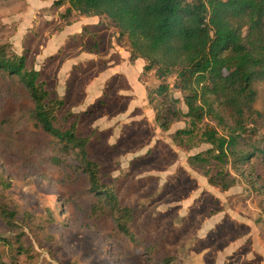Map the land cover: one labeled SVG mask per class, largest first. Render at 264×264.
<instances>
[{
	"label": "rangeland",
	"instance_id": "1",
	"mask_svg": "<svg viewBox=\"0 0 264 264\" xmlns=\"http://www.w3.org/2000/svg\"><path fill=\"white\" fill-rule=\"evenodd\" d=\"M9 33L0 22V45L15 54ZM144 79L146 107L167 120L166 128L151 122L159 125L155 130L141 116L99 126L98 112L74 114L56 96L64 105L54 126L64 131L75 123L99 165L102 189L117 197L114 207L90 190L78 149L37 123L22 79L0 69V253L7 263L165 264L170 258L169 264H264V79L253 82V110L245 112L239 142L259 150L237 170L212 158L191 160L198 152L210 156L199 134L209 120L192 135L176 134L189 120L174 72L158 78L152 69ZM160 84L167 89L159 94ZM214 105L229 125L235 123L234 110ZM3 209L12 215L4 217Z\"/></svg>",
	"mask_w": 264,
	"mask_h": 264
},
{
	"label": "trees",
	"instance_id": "2",
	"mask_svg": "<svg viewBox=\"0 0 264 264\" xmlns=\"http://www.w3.org/2000/svg\"><path fill=\"white\" fill-rule=\"evenodd\" d=\"M62 1L56 0L54 4ZM64 1L69 4L66 13L75 10L108 18L119 34L127 37L131 57L145 60V71L154 69L158 78L175 73L176 87L183 92L187 107L184 116L189 120V127L176 134L192 135L198 123L209 120L199 134L201 141L210 144L206 150L210 156L198 152L191 156L193 162L204 163L212 158L237 170L242 161L259 150L254 146L250 152L239 147V142L245 130V112L253 110V82L264 79V0ZM0 69L22 79L34 102L37 123L66 145L78 149L90 190L105 195L115 207L117 197L111 189H102L99 165L89 158L86 139L77 135L75 123L64 131L53 124L64 101L50 95L39 72L26 66L23 54H9L5 45H0ZM166 89L160 84L156 92L164 93ZM217 102L234 110V124L225 121L214 105ZM176 112L171 115L178 117L179 111ZM254 113L261 116L258 111ZM156 119L163 128L169 125L160 115ZM219 126L224 132L219 131ZM214 180L209 178L210 182ZM1 214L12 215L5 209ZM169 261L167 258L165 264ZM0 264H9L1 253Z\"/></svg>",
	"mask_w": 264,
	"mask_h": 264
},
{
	"label": "crops",
	"instance_id": "3",
	"mask_svg": "<svg viewBox=\"0 0 264 264\" xmlns=\"http://www.w3.org/2000/svg\"><path fill=\"white\" fill-rule=\"evenodd\" d=\"M55 1L0 0V22L10 28L14 52L26 57V65L74 114L98 112L96 124L109 128L140 116L156 123L146 107L145 60L131 57L125 36L105 16L66 13L68 2ZM141 106L143 113L134 116Z\"/></svg>",
	"mask_w": 264,
	"mask_h": 264
}]
</instances>
